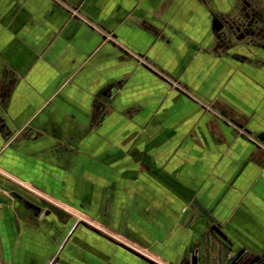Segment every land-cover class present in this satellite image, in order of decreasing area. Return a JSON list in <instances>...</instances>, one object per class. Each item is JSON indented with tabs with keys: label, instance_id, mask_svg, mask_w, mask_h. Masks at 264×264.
<instances>
[{
	"label": "crops",
	"instance_id": "crops-1",
	"mask_svg": "<svg viewBox=\"0 0 264 264\" xmlns=\"http://www.w3.org/2000/svg\"><path fill=\"white\" fill-rule=\"evenodd\" d=\"M81 220L264 264V0H0V264H149Z\"/></svg>",
	"mask_w": 264,
	"mask_h": 264
},
{
	"label": "rangeland",
	"instance_id": "rangeland-1",
	"mask_svg": "<svg viewBox=\"0 0 264 264\" xmlns=\"http://www.w3.org/2000/svg\"><path fill=\"white\" fill-rule=\"evenodd\" d=\"M262 18V17H261ZM253 20L251 19L250 21H247V23H250V22H252ZM257 22V20L255 21V23ZM230 116V115H229ZM232 120H234V121H236L237 123L238 122H242L243 123V121H246L247 120V116H244V117H242V119L243 120H241V119H239V118H237L236 117V115L235 114H233L232 115ZM231 120V121H232ZM244 129L243 128H240V131H243ZM35 195H37L40 199H42L43 197H42V195L40 194V193H35ZM58 208H54V209H57V210H59V211H62L64 214H66V215H74L73 213V211H75V212H77L76 211V209H70V210H72V213L71 212H69L68 210H66V209H64V208H61L60 206H57ZM83 226V227H87L88 229H90L91 231H94L95 233H98V234H101L103 237H105V238H107V239H109L110 241H112L113 243H115L116 245H118V246H122V248H125L126 250H128V251H130L129 249H127L126 247H124L123 245H121V244H124L123 242H120V241H118V240H115V239H113L112 237H110V236H108V235H106V234H104L103 232H101L99 229H97V228H95L92 224H90V223H88L87 221H85V220H81V221H79L78 223H77V226ZM124 245H126V244H124ZM127 246V245H126ZM128 247H130V246H128ZM130 248H132V247H130ZM132 249H134V248H132ZM135 250V249H134ZM137 251V250H136ZM131 252V251H130ZM139 252V251H138ZM133 253V252H132ZM134 254V253H133ZM134 255H136V254H134ZM137 256V255H136ZM139 257V256H138ZM148 257V256H147ZM140 259H143V258H141V257H139ZM149 258H151V257H149ZM238 258H240V255L238 254V255H236L235 257H233V261L236 259H238ZM253 257H245L244 258V262H246L247 260H251ZM263 258H264V255H263ZM151 259H153V258H151ZM145 260V259H144ZM154 260V259H153ZM154 261H156V260H154ZM248 261V262H249ZM148 262V261H147ZM157 262V261H156ZM248 262H247V264H248ZM149 264H152V263H150V262H148ZM159 263V262H158ZM161 264V263H160Z\"/></svg>",
	"mask_w": 264,
	"mask_h": 264
},
{
	"label": "water",
	"instance_id": "water-1",
	"mask_svg": "<svg viewBox=\"0 0 264 264\" xmlns=\"http://www.w3.org/2000/svg\"><path fill=\"white\" fill-rule=\"evenodd\" d=\"M31 205H32L35 209L40 210V207H39V206H37V205H35V204H31ZM121 245H123L124 247H126L127 249H129L131 252H133V253L136 254L137 256H139V257L145 259L146 261H148V262H150V263H152V264H160V263L154 261L153 259L147 257L146 255H144V254H142V253H140V252H138V251H136V250H134V249H132V248H130V247L124 245V244H121ZM196 258H197V257L194 258L195 261H196ZM261 260H262V257H260V256H256V257L252 258V259L248 262V264H257V263H259Z\"/></svg>",
	"mask_w": 264,
	"mask_h": 264
},
{
	"label": "flooded vegetation",
	"instance_id": "flooded-vegetation-1",
	"mask_svg": "<svg viewBox=\"0 0 264 264\" xmlns=\"http://www.w3.org/2000/svg\"><path fill=\"white\" fill-rule=\"evenodd\" d=\"M34 209H35V208H34ZM244 258H245L244 255H243V256H240V258H238V259H239V262L242 261V260H244ZM237 261H238V260H237ZM236 264H238V262H237Z\"/></svg>",
	"mask_w": 264,
	"mask_h": 264
}]
</instances>
